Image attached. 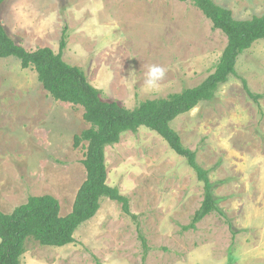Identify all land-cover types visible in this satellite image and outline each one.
Returning a JSON list of instances; mask_svg holds the SVG:
<instances>
[{
    "label": "rangeland",
    "instance_id": "obj_1",
    "mask_svg": "<svg viewBox=\"0 0 264 264\" xmlns=\"http://www.w3.org/2000/svg\"><path fill=\"white\" fill-rule=\"evenodd\" d=\"M213 1L236 20L264 15V0ZM0 12L28 51L58 54L66 34L64 59L84 70L103 100L128 109L197 87L228 44L198 8L178 0H7ZM152 65L165 75L150 85ZM236 72L212 101L171 124L208 173L216 211L192 226L203 183L158 134L141 128L106 148L108 184L129 200L137 221L104 198L74 244L30 239L21 264H264V40L239 56ZM83 115L80 106L55 101L33 68L0 58L1 212L52 195L61 216L71 213L86 180L88 144L74 146L90 128Z\"/></svg>",
    "mask_w": 264,
    "mask_h": 264
},
{
    "label": "trees",
    "instance_id": "obj_2",
    "mask_svg": "<svg viewBox=\"0 0 264 264\" xmlns=\"http://www.w3.org/2000/svg\"><path fill=\"white\" fill-rule=\"evenodd\" d=\"M198 8L209 19L215 30L228 39L214 72L197 87L188 88L167 98L148 100L134 109L117 102L105 101L101 92L88 80L84 70L64 59L67 35L63 34L60 51L50 48L28 51L9 35L0 19V58H17L23 69L33 68L43 89L57 102L80 106L83 118L90 128L74 137V146L87 143L83 165L86 180L75 198L72 212L61 216V204L52 195L30 196L27 202L11 213L0 211V264H21L28 240L42 246L62 248L75 243V233L98 214L101 201L107 198L122 204L125 214L137 221L131 213L129 200L118 188L108 184L106 148L118 144L122 135L137 133L146 128L158 134L178 156L186 159L188 166L203 183L205 197L201 208L193 218L200 223L217 210L208 173L197 164L195 152L187 149L171 124L178 117L188 114L203 102L215 98L219 87L235 76L239 56L264 40V15L250 20H236L233 13L213 0H178ZM6 0H0V9ZM244 88L255 101L246 82ZM141 241L147 249L146 239Z\"/></svg>",
    "mask_w": 264,
    "mask_h": 264
},
{
    "label": "clouds",
    "instance_id": "obj_3",
    "mask_svg": "<svg viewBox=\"0 0 264 264\" xmlns=\"http://www.w3.org/2000/svg\"><path fill=\"white\" fill-rule=\"evenodd\" d=\"M165 75V69L158 65H152L149 67L146 73V79L148 84H155Z\"/></svg>",
    "mask_w": 264,
    "mask_h": 264
},
{
    "label": "crops",
    "instance_id": "obj_4",
    "mask_svg": "<svg viewBox=\"0 0 264 264\" xmlns=\"http://www.w3.org/2000/svg\"><path fill=\"white\" fill-rule=\"evenodd\" d=\"M6 1H7V0H6ZM1 11H2V10H1ZM1 13H2V12H0V15H1ZM2 23H3V25H4V21H2ZM12 58H13V57H12ZM1 59H2V58H1ZM21 67H22V66H21ZM72 208H73V207H72ZM70 212H72V209H71ZM93 219H94V218H93ZM93 219H92V220H93ZM92 220H91V221H92ZM84 225H85V224H84ZM84 225H83V226H84Z\"/></svg>",
    "mask_w": 264,
    "mask_h": 264
}]
</instances>
